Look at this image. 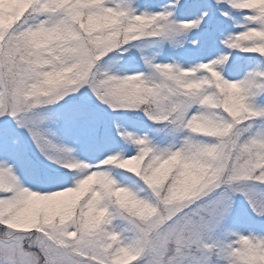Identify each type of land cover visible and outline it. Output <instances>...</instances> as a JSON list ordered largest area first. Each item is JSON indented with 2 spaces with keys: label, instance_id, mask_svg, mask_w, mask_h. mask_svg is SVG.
<instances>
[{
  "label": "snow or ice",
  "instance_id": "obj_1",
  "mask_svg": "<svg viewBox=\"0 0 264 264\" xmlns=\"http://www.w3.org/2000/svg\"><path fill=\"white\" fill-rule=\"evenodd\" d=\"M0 264H264V0H0Z\"/></svg>",
  "mask_w": 264,
  "mask_h": 264
}]
</instances>
